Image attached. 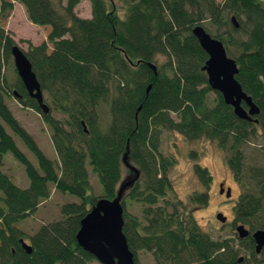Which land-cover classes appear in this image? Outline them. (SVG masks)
Listing matches in <instances>:
<instances>
[{
    "label": "trees",
    "instance_id": "obj_1",
    "mask_svg": "<svg viewBox=\"0 0 264 264\" xmlns=\"http://www.w3.org/2000/svg\"><path fill=\"white\" fill-rule=\"evenodd\" d=\"M16 1L31 23L49 27L41 43L26 42L25 54L50 99V111L41 112L19 78L14 88L21 95L17 100L50 127L57 160L44 154L7 104L12 89L2 69L17 44L0 27V164L5 153H12L29 179L21 187L0 171V264H90L95 257L75 239L80 220L97 200L87 164L97 175L101 198H113L135 176L123 162L127 143V161L140 173L122 200L123 233L136 264L138 249L151 252L155 264H264V248L257 254L251 237L238 239V246L214 239L187 211L209 201L213 178L205 165L193 166L203 190H193L186 200L168 196L174 193L169 170L176 160L161 150L166 131L188 141L206 138L223 151L233 179L241 180L243 141L257 133L264 146V0H89L90 18L75 13L81 0ZM116 1L124 7L121 15ZM12 9V1L1 0L3 19ZM197 24L221 40L235 60L237 81L260 109L257 122L239 119L209 87L201 69L207 55L192 35ZM189 154L198 157L196 151ZM250 170L254 183H244L246 190L234 200L232 226L242 223L254 230L264 228V168ZM51 188L78 201L60 205L61 218L42 223L25 241L17 223L37 211ZM128 202L139 206L140 215L128 213ZM241 248L246 256L240 263Z\"/></svg>",
    "mask_w": 264,
    "mask_h": 264
},
{
    "label": "rangeland",
    "instance_id": "obj_2",
    "mask_svg": "<svg viewBox=\"0 0 264 264\" xmlns=\"http://www.w3.org/2000/svg\"><path fill=\"white\" fill-rule=\"evenodd\" d=\"M13 2V9L10 14L3 19L0 15V27L11 36L17 46L24 52L27 50V41L33 44H39L46 39L49 27L33 24L29 21L25 7L16 0H8ZM66 0H63L65 3ZM114 8L121 12L124 7L118 1L113 2ZM75 13L82 18H90L91 8L89 0H81L75 7ZM122 12L120 13V15ZM206 28L213 30L209 26ZM211 36H214L211 31H207ZM204 64V63H203ZM3 75L9 80L12 89L9 96H7V104L15 115L19 123L28 131V133L35 139L36 143L44 154L51 160H57L51 137L50 127L43 121L41 114L36 110L23 106L14 95V88L17 85V72L14 66L13 57L6 59L2 69ZM18 93V92H17ZM19 94V93H18ZM18 97H21L19 94ZM30 97V96H29ZM210 100L215 97L214 93H210ZM44 102L50 105V99L45 93L43 94ZM52 114L56 118H64L59 112L52 110ZM161 139V150L164 155L172 156L176 162L169 170V176L173 183L174 193H170V198L177 197L186 200L187 195L193 190H203L200 182L193 173V166L195 162L205 165L212 175V183L208 188L209 201L206 205L188 206L187 211L190 212L196 219L200 227L207 232L212 238L230 239L235 242L238 241V236L235 228L230 224L233 213L232 206L237 196L246 190L244 183L253 184L254 180L251 177V168H264V146L262 138L256 133L251 139L243 141L242 150L244 152V174L238 182L233 179V174L229 170L225 162V156L221 149L218 148L215 142L206 138H200L194 141L186 140L178 132H163ZM17 146L27 155L33 165L38 169V164L33 155L26 149L23 143L17 136H13ZM196 151L198 157L190 156V151ZM0 171L6 172L11 176L13 182L21 187L29 184V179L25 174L23 165L16 160L12 153L7 152L3 155L2 164H0ZM87 172L89 182L92 187V195L99 199L102 196L101 185L98 181L97 175L92 171L91 166L87 164ZM125 172L123 171V176ZM219 182H223L224 186H230L232 190V199L227 200L224 194L219 193ZM53 187V186H52ZM225 188V187H224ZM78 201V199L70 194H64L51 188L49 198L43 200L38 206L37 211L19 221L17 225L25 233V241L32 235L42 223L51 222L61 218L60 205L66 202ZM1 205V202H0ZM126 209L128 213L140 215V208L134 203H127ZM221 212L228 221L222 223L216 218V214ZM247 227V226H246ZM238 246V245H236ZM239 255L245 257L246 250L241 248ZM138 264H155L151 252L138 249L136 252ZM90 264H101L97 259H94Z\"/></svg>",
    "mask_w": 264,
    "mask_h": 264
},
{
    "label": "water",
    "instance_id": "obj_3",
    "mask_svg": "<svg viewBox=\"0 0 264 264\" xmlns=\"http://www.w3.org/2000/svg\"><path fill=\"white\" fill-rule=\"evenodd\" d=\"M231 20L238 27L235 18L231 17ZM192 35L207 55L201 69L206 74L209 87L221 94L224 103L231 106L234 114L239 119L253 120L252 116L258 114L260 109L247 96L241 84L237 81L235 77L238 72L236 62L227 55L223 42L212 37L200 24L192 28ZM10 54L13 57L17 75L25 91L31 98L35 99L41 112L47 114L50 108L44 102L40 84L25 52L19 46L13 45L10 49ZM148 64L156 72L155 65L152 63ZM150 87V85L147 86V92ZM14 95L19 96L16 91H14ZM127 154L128 143L126 145V153L123 155V162L127 167L134 170L135 176L133 179L122 183L113 198L102 197L97 199L80 220L79 229L75 234L77 244L83 250L92 254L101 264H136L134 253L130 250L127 238L123 233L124 217L122 200L124 189L131 186L134 181H137L140 178V173L129 164ZM226 189L227 192L225 194L229 196L231 193L230 187ZM223 191L224 188L220 184L219 192L222 193ZM216 218L222 223L226 221L225 216L221 212L216 214ZM235 230L239 239H244L250 235L249 229L242 223L237 224ZM250 236L254 241L255 252H259L264 246V230L261 228L256 229ZM20 244L26 252H31V247L23 239H20ZM242 258L240 256L239 260H242Z\"/></svg>",
    "mask_w": 264,
    "mask_h": 264
},
{
    "label": "flooded vegetation",
    "instance_id": "obj_4",
    "mask_svg": "<svg viewBox=\"0 0 264 264\" xmlns=\"http://www.w3.org/2000/svg\"><path fill=\"white\" fill-rule=\"evenodd\" d=\"M220 184H222V187H223V185H225L223 182H219V189H220ZM224 187H225V188H224ZM224 187H223V188H224V191H223L222 193L224 194L225 197H227V198H226L227 200L232 199L233 196H232V190H231V187H230V186H224ZM227 187H230V190H231V193H230L229 196H226V194H225V193L227 192V189H226ZM219 193H220V192H219ZM222 193H221V194H222ZM229 201H230V200H229ZM227 221H228V218L226 219L225 223H226ZM230 224L232 225V221H230ZM238 224H240V223H238ZM236 225H237V224H236ZM236 225H234V228H235ZM247 228H248V226H247ZM248 229H249V228H248ZM256 229H258V228H256ZM256 229H254V230H256ZM261 229H264V228H261ZM254 230H249V231H250V235L252 234V232H253ZM250 235H249V237H251ZM247 237H248V236H247ZM247 237H246V238H247ZM251 238H252V237H251ZM252 240H253V238H252ZM263 248H264V246L262 247V249H263ZM254 249H255V245H254ZM262 249H261V250H262ZM261 250H260L259 252H256V253L259 254V253L261 252ZM240 256H241V255H240ZM242 257H243V256H242ZM243 258H244V257H243ZM243 258H242L241 262L243 261ZM241 262H240V263H241Z\"/></svg>",
    "mask_w": 264,
    "mask_h": 264
},
{
    "label": "bare ground",
    "instance_id": "obj_5",
    "mask_svg": "<svg viewBox=\"0 0 264 264\" xmlns=\"http://www.w3.org/2000/svg\"><path fill=\"white\" fill-rule=\"evenodd\" d=\"M205 29V28H204ZM206 30V29H205ZM29 60V59H28ZM29 62H30V60H29ZM31 63V62H30ZM33 70V69H32ZM214 91V90H213ZM218 92V91H217ZM247 94V93H246ZM247 96H249V95H247ZM250 97V96H249ZM251 98V97H250ZM251 100H252V98H251ZM253 101V100H252ZM253 103H254V101H253ZM242 105L246 108V106L242 103ZM234 113V112H233ZM259 114V113H258ZM258 114H256V115H253L252 116V119L253 120H251V121H254V122H257L258 121V119L257 118H254L255 116H257ZM256 120V121H255ZM226 218V217H225ZM236 227V226H235ZM259 229V228H258ZM264 230V229H263ZM239 262L241 261V260H238Z\"/></svg>",
    "mask_w": 264,
    "mask_h": 264
}]
</instances>
